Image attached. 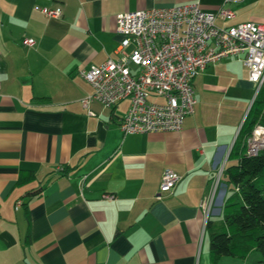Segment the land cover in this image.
<instances>
[{
	"label": "crops",
	"instance_id": "1",
	"mask_svg": "<svg viewBox=\"0 0 264 264\" xmlns=\"http://www.w3.org/2000/svg\"><path fill=\"white\" fill-rule=\"evenodd\" d=\"M188 3L230 10L221 26L264 24V0H0V264H212L206 225L221 219L227 185L211 184L238 132L200 115L196 102L180 132L125 136L128 102H92L91 116L80 103L92 88L79 69L118 58L119 14ZM35 5L62 15L46 18ZM237 64L209 66L193 89L209 72L205 89L249 96L253 84L244 66L235 75ZM167 170L181 180L156 200ZM21 174L31 178L17 185ZM215 264H264V256Z\"/></svg>",
	"mask_w": 264,
	"mask_h": 264
},
{
	"label": "built area",
	"instance_id": "2",
	"mask_svg": "<svg viewBox=\"0 0 264 264\" xmlns=\"http://www.w3.org/2000/svg\"><path fill=\"white\" fill-rule=\"evenodd\" d=\"M33 10L46 18L62 15L60 7L35 5ZM233 18L234 14L224 7L208 13L197 3L119 14L115 23V33L120 37L117 60L107 59L78 71L92 88V93L81 99V106L91 116L88 109L92 102L106 108L128 102L119 124L125 136L180 132L184 120L195 112L193 80L229 57L241 58L248 80L256 85L254 101L264 89V24H217V20ZM33 44L32 39L22 41L23 46ZM261 150L264 128L257 126L247 139L246 153L255 156ZM222 171L211 184L213 192ZM180 180L171 170L163 172L155 199L170 194ZM103 198L113 196L106 194Z\"/></svg>",
	"mask_w": 264,
	"mask_h": 264
},
{
	"label": "trees",
	"instance_id": "3",
	"mask_svg": "<svg viewBox=\"0 0 264 264\" xmlns=\"http://www.w3.org/2000/svg\"><path fill=\"white\" fill-rule=\"evenodd\" d=\"M257 126L264 128V89L255 98L238 131L221 174L227 194L221 219L207 222L212 264L222 257L244 259L251 251L264 256V150L247 155V139ZM20 175L17 185L29 182Z\"/></svg>",
	"mask_w": 264,
	"mask_h": 264
},
{
	"label": "rangeland",
	"instance_id": "4",
	"mask_svg": "<svg viewBox=\"0 0 264 264\" xmlns=\"http://www.w3.org/2000/svg\"><path fill=\"white\" fill-rule=\"evenodd\" d=\"M235 75L246 72V69L241 65L235 66ZM209 72H206L208 74ZM206 74L200 75L196 79V87L194 89L195 99L197 102L196 110H200V115L207 113L210 119L213 121V117L217 116L218 124H225L226 127L235 129L237 134L244 118L246 111L254 96L256 85L253 84V91L248 96L245 92L230 89L226 96H221L220 93L214 90L205 89L202 87V83ZM247 98H249L247 100ZM212 125L215 122L211 123ZM233 161H227L226 165L232 164Z\"/></svg>",
	"mask_w": 264,
	"mask_h": 264
}]
</instances>
